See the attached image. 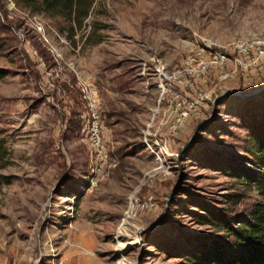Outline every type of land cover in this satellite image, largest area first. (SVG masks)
Here are the masks:
<instances>
[{
	"label": "rangeland",
	"instance_id": "obj_1",
	"mask_svg": "<svg viewBox=\"0 0 264 264\" xmlns=\"http://www.w3.org/2000/svg\"><path fill=\"white\" fill-rule=\"evenodd\" d=\"M198 36L264 43V0H95L81 28L0 0V139L12 155L0 264H194L215 240L237 249L206 216L234 226L261 201L246 176L264 175V60L201 79L198 113L172 129L159 75ZM93 127L107 154L95 171Z\"/></svg>",
	"mask_w": 264,
	"mask_h": 264
},
{
	"label": "trees",
	"instance_id": "obj_2",
	"mask_svg": "<svg viewBox=\"0 0 264 264\" xmlns=\"http://www.w3.org/2000/svg\"><path fill=\"white\" fill-rule=\"evenodd\" d=\"M22 6L44 13L49 17H61L75 23L79 28L88 18L95 0H16ZM5 76L0 69V78ZM254 153L255 165L264 169V141L258 140ZM11 152L6 147L4 140L0 139V170L10 164ZM238 171V170H237ZM236 172V171H235ZM237 174V172H236ZM246 178L256 182L261 196V201L256 205L249 219H242L232 226L223 218L213 213L206 216L208 222L218 228L226 229L232 238L235 250H228L226 246L215 240L194 255L191 261L194 264H264V175L253 172V176ZM12 178L0 174V188L9 185ZM232 226V227H231ZM230 244V243H228ZM233 249V248H232Z\"/></svg>",
	"mask_w": 264,
	"mask_h": 264
},
{
	"label": "built area",
	"instance_id": "obj_3",
	"mask_svg": "<svg viewBox=\"0 0 264 264\" xmlns=\"http://www.w3.org/2000/svg\"><path fill=\"white\" fill-rule=\"evenodd\" d=\"M42 27L39 26V30ZM264 60V43L260 41H233L226 44H218L215 41L203 37H197V43L190 50L180 66L174 71L160 73L159 89L161 90L160 102L164 103L172 99L176 102L174 108V123L172 129H176L186 121L191 114L198 113L199 100H192V93L201 79H206L210 73H220L221 79H225L224 71L229 63L236 67L246 64L248 66L258 64ZM84 98L88 99L90 110L96 119L98 101L92 87L82 89ZM189 99V100H187ZM92 146L96 149L99 160L95 163L93 171L100 169L107 162L106 153L103 150L101 133L93 127L90 132Z\"/></svg>",
	"mask_w": 264,
	"mask_h": 264
},
{
	"label": "bare ground",
	"instance_id": "obj_4",
	"mask_svg": "<svg viewBox=\"0 0 264 264\" xmlns=\"http://www.w3.org/2000/svg\"><path fill=\"white\" fill-rule=\"evenodd\" d=\"M138 240V239H137ZM138 242V241H137Z\"/></svg>",
	"mask_w": 264,
	"mask_h": 264
}]
</instances>
